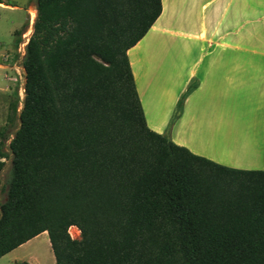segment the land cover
<instances>
[{
  "label": "trees",
  "instance_id": "1",
  "mask_svg": "<svg viewBox=\"0 0 264 264\" xmlns=\"http://www.w3.org/2000/svg\"><path fill=\"white\" fill-rule=\"evenodd\" d=\"M161 11V0H36L22 105L15 91L0 132L5 157L19 120L0 256L45 231L56 264H264V156L238 169L147 125L127 51Z\"/></svg>",
  "mask_w": 264,
  "mask_h": 264
},
{
  "label": "crops",
  "instance_id": "2",
  "mask_svg": "<svg viewBox=\"0 0 264 264\" xmlns=\"http://www.w3.org/2000/svg\"><path fill=\"white\" fill-rule=\"evenodd\" d=\"M161 3L159 17L127 51L147 125L177 145L214 162L238 169L262 168L264 37L253 31L252 25L258 23L259 17L253 19L251 10H241L246 3L259 9V0H161ZM160 35L180 39L182 46L177 51L178 71L171 84L154 93L146 72L158 63L161 68L163 57L173 55V51L163 47L147 50L142 44L146 36L157 41ZM227 125L230 130L224 129ZM45 233L34 235L0 256V264L15 261L56 264ZM41 236H46L50 253L46 261L38 259L37 249L23 250Z\"/></svg>",
  "mask_w": 264,
  "mask_h": 264
},
{
  "label": "rangeland",
  "instance_id": "3",
  "mask_svg": "<svg viewBox=\"0 0 264 264\" xmlns=\"http://www.w3.org/2000/svg\"><path fill=\"white\" fill-rule=\"evenodd\" d=\"M241 10H251L254 17L253 19L259 17L258 23L255 24L254 22L256 21H253L254 25H252V27L254 28L253 31L257 32V36L264 37V0H259V9L253 8L246 3L243 4ZM35 16L36 0H0V132L5 131L7 127L8 107L9 103L14 98L15 91L19 97L18 108L22 105L23 85L25 81V72L23 68L25 43L32 33V24ZM243 20L245 21L246 19ZM24 24L26 25L22 28L20 40L18 44L15 45V32ZM150 39L151 36H146L142 47H145L147 50L149 48L153 49L154 47H163L166 49H172L173 51V55L163 57L161 68L158 63V65H153V67L146 72L147 81L151 84L150 87H152L153 92L155 93L171 84L173 75L178 71L175 63L178 59L177 53L180 51L182 45L180 39H172V37L169 36L160 35L159 37H156L157 41H154L153 38L149 41ZM184 92L185 89L182 94ZM237 113L240 114V111ZM237 113L235 116L240 120L241 117L238 116ZM229 122L227 124H229ZM243 122L246 123V120H243ZM18 124L19 120L16 119L15 126L6 131L8 136L7 139L3 140V147H1L6 156L0 157V161H3L4 163L0 169V202L6 198L7 179L11 164V153L7 147L10 137L12 136L11 133L14 132ZM228 126L229 125H227V127L225 126L224 129L230 130L231 127ZM68 230L73 238H79L78 229L70 227ZM45 239L46 236H41L24 247L23 250L37 249L36 256L38 259L46 261L50 259V253L46 247Z\"/></svg>",
  "mask_w": 264,
  "mask_h": 264
},
{
  "label": "built area",
  "instance_id": "4",
  "mask_svg": "<svg viewBox=\"0 0 264 264\" xmlns=\"http://www.w3.org/2000/svg\"><path fill=\"white\" fill-rule=\"evenodd\" d=\"M26 44V43H25ZM71 227H74V226H71ZM75 229H77V228H75ZM78 231V230H77ZM69 234H70V231H69ZM71 236V235H70ZM72 237V236H71ZM73 238V237H72Z\"/></svg>",
  "mask_w": 264,
  "mask_h": 264
}]
</instances>
